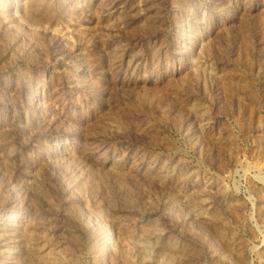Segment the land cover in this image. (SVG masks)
Returning <instances> with one entry per match:
<instances>
[{
	"label": "rangeland",
	"instance_id": "obj_1",
	"mask_svg": "<svg viewBox=\"0 0 264 264\" xmlns=\"http://www.w3.org/2000/svg\"><path fill=\"white\" fill-rule=\"evenodd\" d=\"M0 264H264V0H0Z\"/></svg>",
	"mask_w": 264,
	"mask_h": 264
}]
</instances>
